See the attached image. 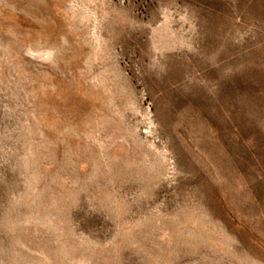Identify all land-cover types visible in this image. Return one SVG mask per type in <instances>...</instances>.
I'll return each instance as SVG.
<instances>
[{"label": "rangeland", "instance_id": "1", "mask_svg": "<svg viewBox=\"0 0 264 264\" xmlns=\"http://www.w3.org/2000/svg\"><path fill=\"white\" fill-rule=\"evenodd\" d=\"M0 264H264V0H0Z\"/></svg>", "mask_w": 264, "mask_h": 264}]
</instances>
